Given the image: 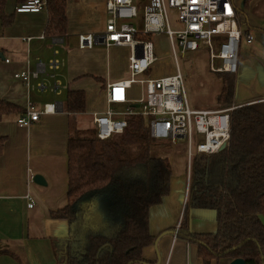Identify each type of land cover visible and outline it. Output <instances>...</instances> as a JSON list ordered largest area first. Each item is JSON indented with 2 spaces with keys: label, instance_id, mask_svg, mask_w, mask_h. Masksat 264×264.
I'll list each match as a JSON object with an SVG mask.
<instances>
[{
  "label": "crops",
  "instance_id": "obj_1",
  "mask_svg": "<svg viewBox=\"0 0 264 264\" xmlns=\"http://www.w3.org/2000/svg\"><path fill=\"white\" fill-rule=\"evenodd\" d=\"M134 1L142 9L148 0ZM16 6L14 9L6 6L7 16L13 17L11 23L4 25L0 20V100L15 103L26 112L31 106L43 111L48 103H58L59 108L55 113H42L40 120L29 127L18 125L21 116L17 114L0 121V137L4 138L0 154V264H59L57 253L69 238V223L66 219L53 218L51 213L68 203L70 120H76L81 127L78 120L82 117V113L65 110L67 93L74 89L85 91V115L106 111L109 107L107 85L129 78L131 50L127 46L79 47L81 33L105 30L106 0H67L66 32L62 36L46 35L47 9L38 13H17ZM239 8L246 14V26H242L253 34L254 41L242 40L241 43L247 46L248 55L241 60L239 57L237 104L264 98V0H251L247 7L239 5ZM137 20L142 21V16ZM150 40L154 45L170 43L167 34L153 35ZM55 50L59 51L58 57L64 59L60 69L52 71L47 67L46 73L31 78V86L15 76L22 71H35L40 61L48 63ZM158 66L156 59L146 74L150 77L153 74L151 78L170 75L171 71L156 73ZM41 81L48 86L58 81L60 92L32 87ZM221 90L222 80L215 96L209 100L216 107L209 109H217ZM143 92V86L134 85L129 91L128 104L134 106ZM198 100L193 103L198 104ZM171 166L170 192L160 204L150 208L149 229L154 241L143 249L146 262L136 264H203L198 246L176 234L188 198L190 174L187 168L175 169L172 163ZM37 174L44 177L46 185L34 182ZM30 197L34 200L32 207ZM217 225L215 210H190L192 232H215ZM231 261L222 258L212 260L211 264H230Z\"/></svg>",
  "mask_w": 264,
  "mask_h": 264
},
{
  "label": "trees",
  "instance_id": "obj_2",
  "mask_svg": "<svg viewBox=\"0 0 264 264\" xmlns=\"http://www.w3.org/2000/svg\"><path fill=\"white\" fill-rule=\"evenodd\" d=\"M25 1L15 0L16 5ZM7 2L0 0L4 25L13 20L6 14ZM250 2L244 0V6ZM66 4L67 0H47L46 35L65 34ZM238 9L241 16L244 11ZM218 75L222 80L218 109L236 106L230 114V142L217 153L194 156L188 198L176 234L198 246L203 264L222 258L264 264V98L236 104L237 74ZM64 108L69 113H84L85 91L69 90ZM13 114L23 116L26 110L0 100V121ZM127 119L123 133L104 140L94 126L86 130L70 120L68 203L51 213L69 223V238L57 251L59 264L146 262L143 249L154 241L150 208L170 192L172 144L152 139L149 117L131 115ZM3 145L0 137V154ZM193 208L215 210L217 230L192 232Z\"/></svg>",
  "mask_w": 264,
  "mask_h": 264
},
{
  "label": "built area",
  "instance_id": "obj_3",
  "mask_svg": "<svg viewBox=\"0 0 264 264\" xmlns=\"http://www.w3.org/2000/svg\"><path fill=\"white\" fill-rule=\"evenodd\" d=\"M47 0H26L16 6L17 13H38L46 9ZM175 9L179 21V29L174 30L170 23L168 9ZM239 5L236 0H148L142 7L134 0H106L107 23L101 33H81L78 36L79 47L94 48L103 45L127 46L131 50L129 56V78L107 85L108 109L92 114L93 126L97 136L104 140L115 134H121L128 125V116L143 115L150 118L149 128L153 140L168 141L172 145L179 139L187 140V170L190 174L194 156L211 155L223 150L230 142L231 111L236 106L223 109H193L186 94L184 76L179 68L161 78L144 77L157 57L150 37L167 34L173 48L176 61L178 49L181 53L198 51L201 45L209 50L210 69L213 72L237 73L239 71V54L242 40L254 41L253 34L246 32L240 23ZM142 12V15L140 14ZM142 16V29L135 24L121 23L120 20H137ZM54 57L48 63L39 62L35 71H22L15 76L31 86L32 77L46 73V68L54 71L64 65V59ZM216 59L221 60L219 67L214 65ZM6 61H9L6 59ZM144 88L142 97L136 100L139 107L129 106L125 111H115L113 104L130 102L129 91L134 85ZM33 88L39 91L50 89L60 92V83L52 86L38 82ZM132 102V101H131ZM58 103L45 104L43 111L31 106L25 115L18 118L20 127H29L40 120L42 113H55ZM200 137L196 141L197 137ZM224 147V148H223ZM29 206L34 205L30 197Z\"/></svg>",
  "mask_w": 264,
  "mask_h": 264
},
{
  "label": "rangeland",
  "instance_id": "obj_4",
  "mask_svg": "<svg viewBox=\"0 0 264 264\" xmlns=\"http://www.w3.org/2000/svg\"><path fill=\"white\" fill-rule=\"evenodd\" d=\"M139 0L137 2H140ZM147 0H144V2ZM237 4L241 7L244 5V0H236ZM16 4L15 0H8L7 7L9 9H14V5ZM170 23L174 30L179 29V21L177 17V12L175 9H168ZM142 15V12H140ZM241 18L243 20V25L246 26V14L244 12L241 13ZM131 23L135 24L138 29H142V21L139 20H120L119 24L121 23ZM154 54L158 60V69L156 73H165L170 72L173 73L177 70L179 66L183 76H184V85L187 92V97L192 107L198 108H214L215 103H210V97L215 96V92L221 86V79L219 78L218 72H213L210 69V59H209V50L206 46L201 45L200 51L192 52L188 51L186 53H181L178 49L179 57L176 61L174 56L173 48L171 43L168 45H154ZM245 45H241L240 49V60L247 56L248 53L246 52ZM222 62L219 59L214 61V65L216 67L221 66ZM237 74V73H234ZM144 77H150V74L143 75ZM153 74H151V77ZM199 99L198 104H194L193 101ZM213 99V98H212ZM201 102V103H200ZM237 104V103H236ZM131 104L124 103V104H113L112 108L115 111H125ZM234 106V105H232ZM231 106V107H232ZM218 109V107H217ZM82 117L78 120L80 123L81 128L83 129H92L93 128V120L92 115H85L84 113L81 114ZM76 121V120H75ZM77 126H78V122ZM79 127V126H78ZM196 141L200 139L197 136ZM169 158L170 161L175 169H186L187 168V156L185 157V152H187V140L186 139H179L175 144L171 145L169 150ZM183 219V215L181 217V221ZM180 221V223H181ZM180 223L178 227L180 226Z\"/></svg>",
  "mask_w": 264,
  "mask_h": 264
},
{
  "label": "water",
  "instance_id": "obj_5",
  "mask_svg": "<svg viewBox=\"0 0 264 264\" xmlns=\"http://www.w3.org/2000/svg\"><path fill=\"white\" fill-rule=\"evenodd\" d=\"M134 107H139V104H135ZM33 180L37 184L46 185V181H45V179H44V177L42 175H39V174L35 175L33 177ZM230 264H246V262L242 258H236V259L232 260Z\"/></svg>",
  "mask_w": 264,
  "mask_h": 264
}]
</instances>
